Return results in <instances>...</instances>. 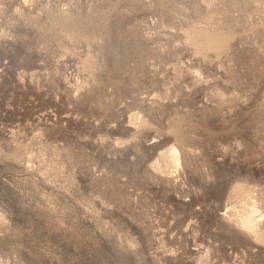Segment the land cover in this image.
<instances>
[{"label": "rangeland", "instance_id": "rangeland-1", "mask_svg": "<svg viewBox=\"0 0 264 264\" xmlns=\"http://www.w3.org/2000/svg\"><path fill=\"white\" fill-rule=\"evenodd\" d=\"M0 264H264V0H0Z\"/></svg>", "mask_w": 264, "mask_h": 264}, {"label": "bare ground", "instance_id": "bare-ground-1", "mask_svg": "<svg viewBox=\"0 0 264 264\" xmlns=\"http://www.w3.org/2000/svg\"><path fill=\"white\" fill-rule=\"evenodd\" d=\"M178 151H175V153L173 155H171V160L174 163H178L179 159H178ZM240 225L243 229H245L247 232H249L251 235L258 237V231H257V224L254 223V221L252 220L251 217H246L243 219H240ZM259 227V226H258ZM262 238V237H261Z\"/></svg>", "mask_w": 264, "mask_h": 264}]
</instances>
